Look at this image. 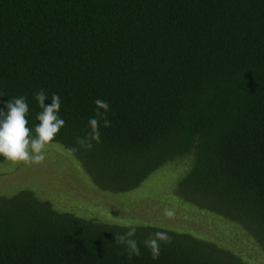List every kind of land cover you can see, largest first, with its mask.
I'll list each match as a JSON object with an SVG mask.
<instances>
[{
  "label": "trees",
  "instance_id": "1",
  "mask_svg": "<svg viewBox=\"0 0 264 264\" xmlns=\"http://www.w3.org/2000/svg\"><path fill=\"white\" fill-rule=\"evenodd\" d=\"M41 89L66 121L52 143L97 189L126 193L184 160L177 197L239 226L264 260V0H0V108L25 96L33 135ZM97 99L111 126L86 150L76 139ZM129 227L60 213L29 190L0 195V264H248L155 226H132L141 255L129 259L114 240ZM156 231L172 242L154 260L143 241Z\"/></svg>",
  "mask_w": 264,
  "mask_h": 264
},
{
  "label": "rangeland",
  "instance_id": "2",
  "mask_svg": "<svg viewBox=\"0 0 264 264\" xmlns=\"http://www.w3.org/2000/svg\"><path fill=\"white\" fill-rule=\"evenodd\" d=\"M45 151L46 159L40 165L0 163V195L29 190L60 213L118 226L174 228L214 242L248 264H264L252 239L239 226L177 197V181L188 167L184 160L165 164L132 191L113 194L97 189L62 146L51 143ZM166 208L175 211L173 218L164 215Z\"/></svg>",
  "mask_w": 264,
  "mask_h": 264
},
{
  "label": "clouds",
  "instance_id": "3",
  "mask_svg": "<svg viewBox=\"0 0 264 264\" xmlns=\"http://www.w3.org/2000/svg\"><path fill=\"white\" fill-rule=\"evenodd\" d=\"M2 95L3 93H0V96ZM33 96L42 109L36 116L39 123L35 126L34 135L32 128L28 126L29 105L25 96L9 99L6 102V111L0 108V156L14 164H42L46 159V146L54 141L66 125V121L59 116L61 108L59 95L53 94L51 103L47 105L45 101L48 97L43 89L34 92ZM94 104L95 115L90 117L88 122L90 131L86 136L76 139V144L86 150L94 147L93 142L100 143L101 122L105 128L111 126L108 119L110 105L100 99L95 100ZM164 215L171 219L175 216V211L166 208ZM135 237L136 228L132 226L126 232L115 233L114 236L115 243L125 247L129 259L141 255L140 242ZM171 242V237L166 232L156 231L144 239L143 245L150 251L152 259L156 260L161 253V243Z\"/></svg>",
  "mask_w": 264,
  "mask_h": 264
}]
</instances>
